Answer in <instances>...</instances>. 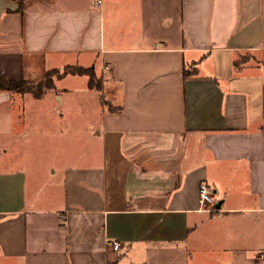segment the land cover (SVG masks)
<instances>
[{
	"label": "crops",
	"instance_id": "0c3cea01",
	"mask_svg": "<svg viewBox=\"0 0 264 264\" xmlns=\"http://www.w3.org/2000/svg\"><path fill=\"white\" fill-rule=\"evenodd\" d=\"M21 1L0 73L93 67L109 101L49 162L44 96L0 90V264H264V0H180L177 29L168 0Z\"/></svg>",
	"mask_w": 264,
	"mask_h": 264
},
{
	"label": "rangeland",
	"instance_id": "374dc122",
	"mask_svg": "<svg viewBox=\"0 0 264 264\" xmlns=\"http://www.w3.org/2000/svg\"><path fill=\"white\" fill-rule=\"evenodd\" d=\"M169 11L170 13H175L176 18H174L171 24L177 29L179 24V14L181 9V1L180 0H168ZM165 2L161 3V11L165 10ZM177 19V20H176ZM245 57L242 58V60ZM68 66H81L78 64H69L58 68H50L44 71V73L38 75L35 78H31L29 80L33 84H37L42 82L44 79L47 81L50 80L52 88L47 89L44 93V98L42 100H34L30 105L31 109L36 111L38 109V117L33 119L32 123L34 125L39 124L41 128V134L45 137L44 141H46L47 149L42 152H36L34 156H43L49 162H53L56 159V138L55 136L60 133L58 131L60 129V123L62 124V120L60 114L64 112L66 114V119L64 123L69 125H73L75 128L84 129L88 123L85 120V117L81 115H77L75 113L78 108H92L97 104H100L101 98L106 101H109L108 97H105L107 92L103 91L102 88L94 89L93 91H89L87 87L88 76L87 75H72V74H64L65 68ZM97 72H99V67H96ZM61 79V80H60ZM103 78H100V82ZM102 84V82H101ZM65 87L73 92L77 93L76 99L72 100L70 106L67 104H61L60 101L55 97V93H60L64 95L60 90ZM32 94V93H29ZM100 99V100H99ZM96 101L97 104L94 102ZM109 105V103L107 104ZM96 121H94L95 123ZM86 124V125H85ZM59 128V129H58ZM58 131V132H57ZM56 164V163H55ZM54 164V166H55Z\"/></svg>",
	"mask_w": 264,
	"mask_h": 264
},
{
	"label": "trees",
	"instance_id": "16d2710c",
	"mask_svg": "<svg viewBox=\"0 0 264 264\" xmlns=\"http://www.w3.org/2000/svg\"><path fill=\"white\" fill-rule=\"evenodd\" d=\"M17 4L16 11H20L23 13V3L21 0H13ZM10 11V10H8ZM241 62L238 60L235 62V66H239ZM195 70V69H194ZM64 74H72V75H87L88 86L91 89H100L101 82L98 80L95 70L93 67H83V66H68L65 68ZM190 72L185 70V76H189ZM47 79V78H46ZM44 79L42 82L37 84H33L29 80L21 79V80H12L5 73H0V90H8L10 92H17L21 94L32 93V95L36 98H39L44 95L47 89L52 88V85L49 81Z\"/></svg>",
	"mask_w": 264,
	"mask_h": 264
},
{
	"label": "built area",
	"instance_id": "2783aa9c",
	"mask_svg": "<svg viewBox=\"0 0 264 264\" xmlns=\"http://www.w3.org/2000/svg\"><path fill=\"white\" fill-rule=\"evenodd\" d=\"M111 67H113L112 64L105 66L106 69H109ZM199 204H200V210L208 211V212L217 210V208H215L213 192L206 181H202L199 185ZM113 248L115 250H118L120 248V243L113 242Z\"/></svg>",
	"mask_w": 264,
	"mask_h": 264
},
{
	"label": "water",
	"instance_id": "95a60500",
	"mask_svg": "<svg viewBox=\"0 0 264 264\" xmlns=\"http://www.w3.org/2000/svg\"><path fill=\"white\" fill-rule=\"evenodd\" d=\"M17 4L13 0H0V20L6 10L16 9Z\"/></svg>",
	"mask_w": 264,
	"mask_h": 264
}]
</instances>
